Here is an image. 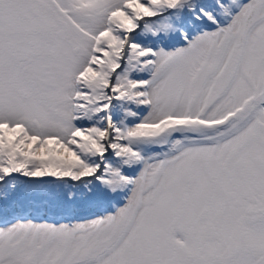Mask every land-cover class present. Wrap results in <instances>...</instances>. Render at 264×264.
I'll return each mask as SVG.
<instances>
[{"label": "snow or ice", "instance_id": "6c2138e0", "mask_svg": "<svg viewBox=\"0 0 264 264\" xmlns=\"http://www.w3.org/2000/svg\"><path fill=\"white\" fill-rule=\"evenodd\" d=\"M0 264H264V0H0Z\"/></svg>", "mask_w": 264, "mask_h": 264}]
</instances>
